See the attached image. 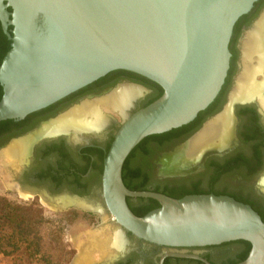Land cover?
I'll list each match as a JSON object with an SVG mask.
<instances>
[{"label":"water","instance_id":"obj_1","mask_svg":"<svg viewBox=\"0 0 264 264\" xmlns=\"http://www.w3.org/2000/svg\"><path fill=\"white\" fill-rule=\"evenodd\" d=\"M257 1L0 0L10 41L0 63V122L22 120L111 71L156 83L162 94L127 113L103 160L102 197L118 229L171 249L243 240L251 248L235 264H264V221L249 204L227 195L132 191L122 179L144 138L188 124L214 101L230 67L234 26ZM127 197L159 207L137 216Z\"/></svg>","mask_w":264,"mask_h":264},{"label":"flooded vegetation","instance_id":"obj_2","mask_svg":"<svg viewBox=\"0 0 264 264\" xmlns=\"http://www.w3.org/2000/svg\"><path fill=\"white\" fill-rule=\"evenodd\" d=\"M263 12L264 0H258L250 12L236 22L230 40V67L219 94L191 122L158 145L160 149L149 159L150 163H145L142 171L147 183L146 191L164 194L163 189L167 187H189L199 194L227 195L249 204L264 220V107L259 101L264 97V90L250 99L230 103V93L241 69L242 39ZM121 84H131L141 89L128 110L129 114L162 93L159 85L140 75L124 70L111 71L52 105L22 120L13 121L0 133V151L13 141L36 134L45 122L66 113L80 101L103 96ZM228 106L232 119L229 140L223 144L222 139H215L201 156L188 154L187 158L185 152L190 140L207 123L222 117ZM119 125L120 122L111 118L100 135L91 136L86 141H73L72 136L65 133L37 137L29 144L25 156L11 160L12 166L8 170L10 183L17 193L42 198L56 207L79 208L101 220L96 223L102 230L98 241L95 239L99 250L89 255L83 264H205L203 260L211 264L232 262L233 258H222V255L233 250L235 243L232 242L235 241L171 249L148 244L125 229L120 231L114 219L111 222L103 221V215L108 219L112 217L102 197L103 160ZM143 162L140 159L132 160V164L137 166ZM127 198L130 207L138 211L142 206L139 198L142 197ZM71 200L82 201L83 204ZM116 232L122 236L118 248L108 246Z\"/></svg>","mask_w":264,"mask_h":264},{"label":"bare ground","instance_id":"obj_3","mask_svg":"<svg viewBox=\"0 0 264 264\" xmlns=\"http://www.w3.org/2000/svg\"><path fill=\"white\" fill-rule=\"evenodd\" d=\"M241 51V69L230 93V103L250 99L264 90V12L245 32ZM140 90L135 85L121 84L103 96L82 100L66 113L45 122L36 134L12 142L7 147L5 156L9 160L22 158L29 144L43 135L65 133L70 134L75 141H86L91 136L100 135L110 122L111 114L118 115L121 120L127 115L129 108L140 95ZM259 101L264 107V97ZM231 126L232 119L228 106L222 117L207 123L205 128L190 140L185 154L197 155L200 150L210 147L215 139H222V143L225 144L231 136ZM75 201L83 204L82 201ZM121 242L122 236L116 232L108 244L118 248Z\"/></svg>","mask_w":264,"mask_h":264},{"label":"trees","instance_id":"obj_4","mask_svg":"<svg viewBox=\"0 0 264 264\" xmlns=\"http://www.w3.org/2000/svg\"><path fill=\"white\" fill-rule=\"evenodd\" d=\"M8 10L10 11L11 9L9 8ZM9 48L10 41L3 33L0 24V63ZM2 93L0 85V99ZM11 124H13V120L0 122V133ZM185 126L162 134L147 136L132 150L122 168V179L129 190L146 191L145 185L147 183L142 177L145 163H150L149 159L153 158L156 151L160 149L158 145ZM135 159H140L144 162L143 164H138V166L133 165L132 160ZM163 193L173 198L199 194L195 189L189 187L175 189L167 187L163 189ZM139 200L142 206L138 211H134L130 207L127 198L130 209L137 216H142L150 210L159 207L158 202L153 199L139 198ZM44 223L51 224L52 228H46ZM232 243L241 245L243 250L236 257H233L234 260L232 262L226 264H235L244 260L251 248L250 243L243 240ZM73 253V250L62 239L61 228L54 225L52 220L45 218L39 208L31 204H18L6 196L0 195V255L8 258L12 264H68Z\"/></svg>","mask_w":264,"mask_h":264},{"label":"rangeland","instance_id":"obj_5","mask_svg":"<svg viewBox=\"0 0 264 264\" xmlns=\"http://www.w3.org/2000/svg\"><path fill=\"white\" fill-rule=\"evenodd\" d=\"M111 117L115 122L121 121L116 114H111ZM6 150L7 148L1 150L2 152L0 151V195L6 196L15 203L22 205L31 204L39 208L45 218L52 220L54 225L61 228L63 241L73 250V256L68 264H83L85 260L89 259V255L99 250L96 240L98 241L97 237L100 238L102 230L99 226H96V223L101 220L96 219L94 216H89L79 208L73 209L72 206L56 207L54 204H50L42 198H32L17 193L16 189L10 183L11 175L8 170L9 166H12V161L6 158ZM102 219L103 221L109 220V222L113 220L112 217L108 219L104 215ZM44 225L48 229L52 228L51 224L44 223ZM108 246L110 245L108 244ZM242 250L243 247L241 245H234L233 250L223 254L222 258L236 257ZM9 262L12 264L11 261Z\"/></svg>","mask_w":264,"mask_h":264},{"label":"crops","instance_id":"obj_6","mask_svg":"<svg viewBox=\"0 0 264 264\" xmlns=\"http://www.w3.org/2000/svg\"><path fill=\"white\" fill-rule=\"evenodd\" d=\"M10 260L2 255H0V264H10Z\"/></svg>","mask_w":264,"mask_h":264}]
</instances>
